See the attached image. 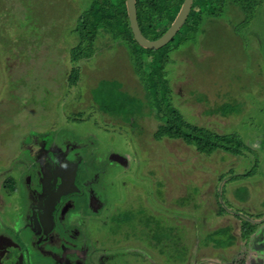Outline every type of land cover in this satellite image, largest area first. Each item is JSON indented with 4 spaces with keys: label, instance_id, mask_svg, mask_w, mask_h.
Returning a JSON list of instances; mask_svg holds the SVG:
<instances>
[{
    "label": "rangeland",
    "instance_id": "obj_1",
    "mask_svg": "<svg viewBox=\"0 0 264 264\" xmlns=\"http://www.w3.org/2000/svg\"><path fill=\"white\" fill-rule=\"evenodd\" d=\"M89 3L0 0V191L7 175L22 173L18 164L32 160L28 148L44 137L47 145L67 150L68 158L89 160L91 171L106 165L104 173L94 171L106 202L96 193L97 237L101 244L125 240L141 251H124L112 264H264V0L249 19L234 4L216 18L204 15L187 40L183 35L169 45L165 76L183 118L247 145L241 153L212 154L182 139L156 138L162 121L154 114L132 125L100 108L93 89L102 79L130 95L143 94L144 87L127 48L108 34L97 38L93 57L71 61L70 49L80 40L76 19ZM73 67L80 68L75 84L69 82ZM226 105L234 111L224 114ZM29 189L18 186L21 208ZM127 213H137L136 228L150 241L135 239L138 230L127 222L114 227ZM14 214L10 224L20 225V211ZM157 219L186 244L182 262L168 259L170 247L160 251L151 231ZM247 227L254 228L249 237ZM220 228L234 235L231 246L202 244Z\"/></svg>",
    "mask_w": 264,
    "mask_h": 264
},
{
    "label": "trees",
    "instance_id": "obj_2",
    "mask_svg": "<svg viewBox=\"0 0 264 264\" xmlns=\"http://www.w3.org/2000/svg\"><path fill=\"white\" fill-rule=\"evenodd\" d=\"M259 2L260 0H220L219 2L218 0H193L190 12L176 35L164 46L151 49L141 46L135 40L127 15L126 0H90L89 6L80 10L77 16L79 19H76L75 31L80 40L71 47L70 58L72 62L90 59L97 53L98 48L95 45L97 38L108 34L114 41L127 48L132 64L138 66L134 68L142 80L144 92L132 95L123 93L121 84L113 87L112 82L102 79L93 90L95 91L94 99L104 112L114 118L130 122L132 125L138 123V118L154 114L157 119L162 121L155 132L156 138L182 139L186 144L195 147L198 152L204 154H212L218 150L241 153L247 145L243 143L242 139H237L236 135H220L203 126L187 122L183 118L180 110L171 101L172 89L165 76L167 74L166 66L169 63V54L172 50L169 46L170 43L183 35L182 38L186 35L187 40L189 32L201 27L204 15L216 18L227 12L228 4H234L249 19L254 16ZM182 3L183 0H136L138 22L143 34L149 39H157L162 36L177 17ZM79 77L80 68L73 67L69 75V82L75 84ZM96 87H100L101 91ZM222 111L224 114H228L234 111L233 106L226 105V108L222 106ZM214 112H217L216 108L208 111V113ZM221 210L223 212L222 208ZM132 217L133 213H127L123 218H116V220L113 217V219L117 223L128 221L131 224ZM245 223L244 221V225ZM156 225L160 227V223H156ZM247 228L248 232L245 236L249 237L254 228ZM157 230L154 232L153 238L159 241L163 238L164 240L170 239V232H164L163 227ZM207 236H212V239L210 237L207 239L205 236L201 239L202 244L205 245L206 241H212L215 248H219L220 245L227 248L232 245L235 239L228 228L217 229ZM173 238L170 255L182 257V254L187 251L186 244L178 241L179 235L173 236ZM160 249L161 252H164L165 246Z\"/></svg>",
    "mask_w": 264,
    "mask_h": 264
},
{
    "label": "flooded vegetation",
    "instance_id": "obj_3",
    "mask_svg": "<svg viewBox=\"0 0 264 264\" xmlns=\"http://www.w3.org/2000/svg\"><path fill=\"white\" fill-rule=\"evenodd\" d=\"M46 142L42 137L39 145L28 148L32 160H23L20 162L22 164H18L19 167L23 165L25 170L21 169L22 173L18 174L22 178L19 179L18 175L11 173L3 180V191H0V264H112L120 261L118 259L123 256L124 251H132L131 248L136 249L134 252L141 253L137 250L140 248L126 245L125 240L115 239L111 244H101L100 238L97 237V223L93 218L101 210L96 208L100 206L96 193L101 201V191L105 189L97 188L94 178L95 172L106 171V165L98 164V168L94 167L91 171L87 164L89 160L80 162L78 158H68L67 150L60 149L56 143L47 145ZM103 175L102 179L106 177ZM20 183L30 187L26 206L22 208L18 205L20 199L17 191ZM83 198L88 199L85 206H82L85 202ZM104 203L106 204L103 201L102 204ZM17 210L22 216L21 224H10L8 218L13 217L14 211ZM139 212L143 210L140 209ZM136 215L137 213H134L132 219H135ZM149 218L148 215L147 219ZM139 220L143 222L142 218ZM134 221L131 224L128 221L113 224L115 228L119 227V230L126 222L136 228ZM156 223H159V219ZM16 227L19 229H15ZM158 227L156 225L157 229H162V226ZM157 229L151 230L153 235ZM163 229L164 232H170V239H156V243L165 248L172 247L173 236L179 234L172 228ZM138 231L133 232L135 239L140 238V241L145 243L151 240L143 236L146 231ZM168 259L182 262L184 256L173 257L169 254Z\"/></svg>",
    "mask_w": 264,
    "mask_h": 264
},
{
    "label": "water",
    "instance_id": "obj_4",
    "mask_svg": "<svg viewBox=\"0 0 264 264\" xmlns=\"http://www.w3.org/2000/svg\"><path fill=\"white\" fill-rule=\"evenodd\" d=\"M192 3L193 0H183L182 6L177 14V17H175L174 21L166 30V32L157 39H149L143 34L140 28L137 17L136 0H126L127 15L129 17L130 27L132 29L135 40L141 46H144L146 48L156 49L164 46L176 35L177 31L180 29V27L186 20L192 7Z\"/></svg>",
    "mask_w": 264,
    "mask_h": 264
}]
</instances>
